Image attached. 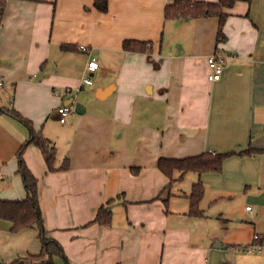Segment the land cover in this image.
<instances>
[{
	"label": "crops",
	"instance_id": "crops-1",
	"mask_svg": "<svg viewBox=\"0 0 264 264\" xmlns=\"http://www.w3.org/2000/svg\"><path fill=\"white\" fill-rule=\"evenodd\" d=\"M96 1L7 3L0 200L27 198L17 153L29 131L3 111L14 109L55 148L54 171L35 145L23 154L37 179L46 238L63 249L54 264H229L243 241L216 230L229 232L227 222L239 218L235 199L264 232V0L225 10L224 42L218 17L167 20L170 0H107L106 12ZM126 41L152 49L125 51ZM215 53L228 60L211 83ZM92 59L99 69L87 86ZM77 105L62 124L56 110ZM250 148L263 152L238 154ZM202 153L236 155L219 173L185 176L195 175L193 186L201 180L208 195V215L196 218L189 215L193 187L164 191L170 181L158 162ZM39 234L37 227L15 233L0 219V262L40 255Z\"/></svg>",
	"mask_w": 264,
	"mask_h": 264
},
{
	"label": "trees",
	"instance_id": "trees-1",
	"mask_svg": "<svg viewBox=\"0 0 264 264\" xmlns=\"http://www.w3.org/2000/svg\"><path fill=\"white\" fill-rule=\"evenodd\" d=\"M8 1L9 0H0V31L2 29ZM238 2L250 4L252 0H218L216 3L199 0H170V3L167 5L165 10V17L167 20L198 19L213 16L218 17L219 30L217 40L218 42H224L226 40V36L223 30L227 18L225 10L233 8ZM95 7L102 12H106L108 7L107 0H97L95 2ZM64 49L68 50L67 47H64ZM123 49L130 52H146L151 50L152 47H150L148 42L126 41L123 44ZM3 111H6L9 116L23 124L28 129L29 136L28 140L21 146L17 153L18 174L22 177L24 187L27 192V198L22 201L0 200V219L10 222L13 225V231L15 233L25 229H32L35 227L39 228V237L43 241V248L40 255L16 259L11 263L0 262V264H54L52 258L57 255H63V249L57 241L46 238V233L42 227L37 179L26 166L23 154L28 146L35 145L43 151L49 170L54 171L56 159L55 148L51 146L48 139L34 129L32 122L24 118L18 111L14 109H3ZM262 152L263 151L253 150L250 148L245 152H240L238 154L242 156ZM233 155H236V153H202L197 156L183 159H160L158 162V168L168 177L170 181L164 191L169 190L174 183L182 181L188 173H195L201 177L206 173L221 172L223 170L225 160ZM68 165V161H66L62 166V169L68 168ZM204 192V185L202 181L199 180L193 186L192 192L188 197L190 201V216L196 218L204 216V212L200 209ZM104 211L106 210H100L98 217ZM107 222H109V219Z\"/></svg>",
	"mask_w": 264,
	"mask_h": 264
},
{
	"label": "rangeland",
	"instance_id": "rangeland-1",
	"mask_svg": "<svg viewBox=\"0 0 264 264\" xmlns=\"http://www.w3.org/2000/svg\"><path fill=\"white\" fill-rule=\"evenodd\" d=\"M192 178H196V176L192 175V177H185L182 181L174 184L175 187L173 186L172 187L173 189L171 190L176 191L179 188L181 189L185 188V189H188L187 191H190V189L193 187V183L191 181ZM217 207L218 206H214L212 207V209H216ZM231 207H232L233 212L234 213L236 212L239 218L237 219V221L233 218L234 220H230L227 222L226 227L229 229V232L216 230V232L223 237L233 236L237 234L243 241V243L239 244L237 248L232 249L233 256L230 258L231 260L229 264H263L264 258L261 255L247 254V253H243L242 251H240V249L243 246H247L252 243L253 236H254L253 233L256 232L259 235H262L264 234L263 230H261L259 225H256V226L253 225L254 223H252V219L249 218V215L245 214V210H246L245 205H243L240 199H235L233 203H231ZM200 209H203L204 213L208 215V195L202 199L201 204H200ZM250 240L251 242L247 243Z\"/></svg>",
	"mask_w": 264,
	"mask_h": 264
},
{
	"label": "built area",
	"instance_id": "built-area-1",
	"mask_svg": "<svg viewBox=\"0 0 264 264\" xmlns=\"http://www.w3.org/2000/svg\"><path fill=\"white\" fill-rule=\"evenodd\" d=\"M90 49L87 47H82L81 51L84 53H87ZM228 60V57L215 53L208 58V68H209V74H208V81L211 83L218 82L223 73L225 64ZM99 69V64L96 59H92L88 65H87V77L84 79V84L87 86H92V74L96 73ZM3 87V81L0 80V88ZM75 111L74 106H62L58 108L55 112V114L59 117V121L63 124L66 122L67 118L73 114ZM248 211H252V208H247ZM240 251L247 254H256L261 255L264 257V234L259 235L258 233H255L253 236L252 243L243 246ZM264 264V262H263Z\"/></svg>",
	"mask_w": 264,
	"mask_h": 264
},
{
	"label": "water",
	"instance_id": "water-1",
	"mask_svg": "<svg viewBox=\"0 0 264 264\" xmlns=\"http://www.w3.org/2000/svg\"><path fill=\"white\" fill-rule=\"evenodd\" d=\"M75 111H76V113H79V111H78V105L75 107ZM217 248H221V247H219L218 245L216 246Z\"/></svg>",
	"mask_w": 264,
	"mask_h": 264
}]
</instances>
